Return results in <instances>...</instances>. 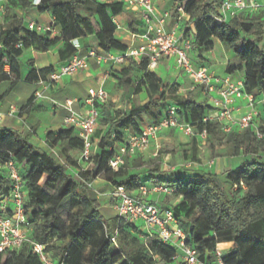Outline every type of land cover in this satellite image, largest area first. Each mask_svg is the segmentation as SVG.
<instances>
[{"label":"trees","instance_id":"trees-1","mask_svg":"<svg viewBox=\"0 0 264 264\" xmlns=\"http://www.w3.org/2000/svg\"><path fill=\"white\" fill-rule=\"evenodd\" d=\"M175 3L182 7L193 23L192 27H187L186 33L194 38L195 49L212 51L213 39H218L239 60L237 65L228 66V74L243 71L245 91L256 99L262 98L264 29L260 17L246 15L219 24L215 22L218 12L215 0H175ZM37 6L39 12L52 14L55 25L61 28V36L51 38L49 31L41 34L24 27L23 20L13 10L19 7L26 11L32 4L28 0H8L5 24L0 23V77L11 81L12 86L21 78L20 56L24 49L30 47L48 51L57 41H62L64 48L59 55L61 60H66L78 53L75 40L95 35L102 52H125L128 49L115 36V19L124 11L123 2L41 0ZM173 15L178 16L177 11ZM132 30L138 32L137 28ZM129 62L143 74L135 84L131 69L124 68L120 83L128 89L135 87V91L144 86L149 101L138 111L127 113L111 111L110 106L99 101L96 103L100 112L98 126L106 125L107 130L101 135V130L98 132L97 129L101 135V152L92 157V171L81 172L83 180L70 175L67 165L33 145L27 136L0 127V164L15 161L21 167L27 186L25 211L29 238L46 245L47 251L62 264H186L175 258V249L160 243L156 237L145 242L136 225L119 216L104 220L100 212L102 204L89 194V183L101 173L113 186L124 185L129 190L139 187L137 176L128 177L126 164L118 170L110 167L109 161L116 153L114 144L124 140L126 131L140 134L143 130L142 116L155 124L169 107L164 99L163 82L149 69V60L130 59ZM53 70L50 67L39 74L31 71L27 80L38 82ZM176 92L175 85L168 90L169 94ZM176 108L178 114L193 124L197 131L206 129L208 137H216L219 142L229 144L233 156H252L238 171L229 173L226 180L205 172L162 181L175 186L174 195L182 198L173 208L176 217L180 222L189 220L188 233L201 253L221 248L226 250L225 264H264V161L255 158L260 153L264 154V137L258 138L250 128L222 132L217 120L204 121L212 107L191 98L179 102ZM260 128L264 131V120ZM48 138L52 147L61 144L83 150V141L73 128H63L56 134L50 132ZM11 188V180L0 171V192L8 194ZM116 230L118 235L113 242L110 234ZM0 264L42 262L32 254L30 245L25 244L19 251L0 253Z\"/></svg>","mask_w":264,"mask_h":264},{"label":"built area","instance_id":"built-area-1","mask_svg":"<svg viewBox=\"0 0 264 264\" xmlns=\"http://www.w3.org/2000/svg\"><path fill=\"white\" fill-rule=\"evenodd\" d=\"M124 5L135 7L140 11L144 21V31L132 35L133 39H140L138 46L132 45L125 52L110 51L98 52L90 50L86 55L74 54L64 64L54 68L45 78L38 81L39 88L34 92L35 100H48L67 111L64 125L73 128L76 135L83 141L81 163L92 164L94 149L96 148V133L98 128L99 109L96 103L107 102L108 92L104 88L89 89L91 107L84 113L76 111L75 100L66 99L57 101L48 95L54 83H58L65 76H72L90 65V60H95L97 65L112 64L124 65L130 59L140 60L147 58L149 68H156L163 60H172L175 68L187 76L194 87H201L206 95L212 110L204 121L217 120L224 133L234 130L244 131L252 129L258 138L264 137V131L260 128L264 120V97L256 99L253 94L245 91L244 79L234 77L233 74L223 76L209 70L205 66H198L193 58L196 50L193 37L186 33L187 27L169 29L168 21L171 19L170 11H159L155 0H119ZM41 2V0H40ZM39 2V4H40ZM177 13L181 18L190 17L181 6H177ZM246 15H258L264 29V2L260 0H221L218 4V12L215 16L216 23H224L232 18H240ZM117 30L121 28L115 19ZM30 31H51V27L30 23ZM74 41L77 48L80 46ZM18 47L21 44L17 45ZM8 70V69H7ZM246 101L247 112L237 115L240 110L239 102ZM14 105L8 112L9 116L17 113ZM5 116L0 112V119ZM168 128H174L187 136H199L201 139L208 137L206 129L197 131L195 126L187 123L174 106H169L158 123H148L140 134H129L120 143L119 150L110 159L109 165L113 170L120 169L127 156L138 152L147 151L157 134ZM214 160L208 162L212 167ZM0 171L11 180L12 188L8 194L0 192V253L5 251H19L25 244H29L33 255L41 260L42 264H62L47 251L46 245L32 241L29 238L27 226V214L25 201L27 186L24 183L21 167L13 160L0 164ZM92 188V183H89ZM237 188V185L235 186ZM175 186L166 183H141L134 191H130L124 185L114 186L112 195L118 200L116 208L119 217L136 225L143 221L151 234L147 239L156 237L160 243L166 244L176 251L175 258L181 259L186 264H225L224 251L217 248L213 252L201 253L190 234L184 229L180 220L176 217L173 208L162 207L156 201L150 199L153 195H174ZM118 231L110 234V239L116 242Z\"/></svg>","mask_w":264,"mask_h":264},{"label":"crops","instance_id":"crops-1","mask_svg":"<svg viewBox=\"0 0 264 264\" xmlns=\"http://www.w3.org/2000/svg\"><path fill=\"white\" fill-rule=\"evenodd\" d=\"M32 7L26 11L19 7L14 8L13 12L23 20L24 27L28 28L30 23H36L51 27V38L61 36V28L54 23V17L49 12L41 13L38 10V4L40 0H28ZM100 2H109L119 0H99ZM156 6L159 11H170L171 19L168 21V28L172 29L178 27L182 29L186 22L190 23V27L193 23L185 16L181 18L173 15L176 12L177 4L175 0H155ZM8 3V1H7ZM6 14V13H5ZM117 22L121 28L116 31V39L123 45L130 47L132 45L138 46L141 44L140 39H133V28H137V33H142L145 29L144 21L140 14V11L135 7L125 5L124 11ZM5 24V22L1 23ZM41 34L43 32H40ZM80 46L78 53L86 55L88 51L94 49L98 52H102L98 48V39L95 35H88L76 40ZM214 49L212 51H200L196 49L193 53V58L198 66H205L210 71L217 75L223 76L228 74L227 68L229 65H237L239 63L235 54L223 45L218 39L214 38ZM64 48L62 41H57L56 44L48 51H38L33 47L23 50L20 56L21 75L20 80L11 85V81H4L0 77V112L5 116L0 119V127L11 129L22 133L27 136L29 141L38 148L53 155L59 163L65 164L68 167L70 175L78 180H83L81 172H90L93 169L92 164H83L78 159L82 150L69 148L67 145L58 144L54 147L51 146L48 134L58 133L61 129L67 128L64 125V118L68 114L66 110L53 105L48 100H35L34 92L39 88L38 82L35 80H27L31 71L39 74L40 71L48 69L50 67L57 68L61 64H64L68 59L61 60L59 51ZM131 69L133 71H139L134 68L130 62L124 65H112L102 64L97 65L95 60H90V65L86 69L79 70L72 76L63 77L58 83L52 85L48 95L53 99L63 102L66 99H74V108L80 113H84L91 107L89 89L91 88H104L109 98L104 104L110 106L111 111L121 110L124 113L136 112L140 108L144 107L149 101V95L144 86L140 91H135V87L125 88L120 83L121 77H123V69ZM151 71L156 73L162 80L165 87L166 94L164 96L168 106L177 107L179 102L185 101L188 98L193 99L197 103L207 104L208 99L204 94L201 87H194L190 79L175 68L174 62L171 60H163L159 65ZM140 74L143 72L139 71ZM34 74L31 76L33 77ZM234 77L244 79L245 73L238 71L233 74ZM35 78V77H34ZM133 81L136 83L139 80L132 76ZM177 87L175 94H169L168 90L171 86ZM264 97V96H262ZM17 107V113L12 116L8 115L12 106ZM240 110L237 115L241 116L247 112L246 101L239 102ZM145 116L141 117V127H144L150 123ZM99 128V126H98ZM97 128V129H98ZM101 135L107 130L106 125H101ZM181 131L168 128L161 130L156 138L152 141L150 148L141 153L138 152L135 155H131L126 158L125 164L128 170V177L137 176L141 183H161L162 181H173L174 179H181L193 176L199 173L211 172L220 176L222 180H226V176L229 173L238 171L242 165L250 160V157L233 156L231 154V146L229 144H221L216 137H209L208 144L211 147L213 156L206 157V142L202 141L199 136L186 137L183 136ZM133 134L126 131V135ZM97 132L95 142L96 148L94 149V155L100 154L101 149L99 147L100 136ZM179 137L183 145L182 151L184 159L186 161H179L178 164L170 166L171 170H168V158L162 160V154L159 150L162 145L172 144L179 142ZM121 142L114 144V148L117 150L120 147ZM204 149V150H203ZM203 150V151H201ZM188 154V155H187ZM208 156V155H207ZM264 156V154H263ZM180 151L178 150L176 158L179 159ZM200 159L202 162H200ZM214 160L212 167H209L208 162ZM192 163L194 164L192 167ZM169 171L175 175V178L168 180L164 177V173ZM92 183V188L89 189V194L100 201L102 208L100 212L104 220H111L119 216L116 205L118 200L112 195L114 186L106 179L103 173L97 175ZM227 186H229L227 184ZM136 189L130 190L135 192ZM151 200L156 201L162 207L174 208L181 201L180 196L175 195H153ZM105 202V204H103ZM143 222V221H142ZM182 226L186 231L189 230V220H182ZM141 232L140 237L148 242V236L151 234L149 229L145 227L144 222L141 226H138ZM30 232V230H29ZM226 252V250H225ZM181 260V259H177Z\"/></svg>","mask_w":264,"mask_h":264},{"label":"rangeland","instance_id":"rangeland-1","mask_svg":"<svg viewBox=\"0 0 264 264\" xmlns=\"http://www.w3.org/2000/svg\"><path fill=\"white\" fill-rule=\"evenodd\" d=\"M7 1L8 0H0V23H3V22H5V17H6V7L8 6V3H7ZM216 1V3L217 4H219V2L221 1V0H215ZM260 1H262V2H264V0H260ZM11 13H12V11H11ZM119 17H117V19H118ZM248 20V19H247ZM185 26L186 27H189L190 26V23H188V22H186L185 23ZM263 50H264V48H263ZM131 75L132 76H134L135 77V79H137V80H139L140 79V77H141V74H140V72L139 71H133L132 73H131ZM209 102V101H208ZM209 105H212L211 103H208ZM146 119V118H145ZM187 123H190V122H188V121H186ZM100 129H101V125H99V128H98V132L100 131ZM183 136H186V137H190V136H187V135H185L184 133H181ZM177 138H179V137H177ZM208 139H209V137H207L206 139H202V141H204V142H206V149H205V151H206V154L208 155H206V157H211V156H213V153H212V151H210L209 149L211 148L210 146H209V144L207 143L208 142ZM181 139L179 138V140H177V141H179V142H175L174 143V145H172V144H165V145H162V148H160V150H159V153H160V155L162 154V160H164V159H166V158H168L169 160H168V165H169V167H168V170H171V168H170V166H173V165H175V164H178L179 163V161H186L187 159L185 158H183L184 157V155H183V153H182V151H185L186 152V150L185 149H183L182 147H183V145H185L184 143H182L181 141H180ZM221 144H223V145H226V144H224L223 142H220ZM119 150V149H118ZM117 150V151H118ZM178 150L180 151V157H179V159H177L176 158V154H177V152H178ZM204 150V149H203ZM203 150H201V151H203ZM81 155H82V152H81V154H80V158L78 159V161H80L81 162ZM188 155V154H187ZM263 155V153H260V155H258V156H256L255 158L256 159H259V160H261V161H264V157L262 156ZM245 158L246 157H252V156H248V155H243ZM129 156H127L126 158H128ZM198 160H200V159H198ZM200 162H202L201 160H200ZM194 164L192 163V165L191 166H188V167H192ZM164 177L166 178V179H168V180H172V179H174L175 178V175L173 174V173H171V172H169V171H166L165 173H164ZM103 204H105V202L103 203ZM100 208H102V205H101V207ZM65 211V210H64ZM63 211V213H65ZM142 221H138L137 222V225L138 226H141L142 225ZM224 251V253H225V250H223Z\"/></svg>","mask_w":264,"mask_h":264}]
</instances>
